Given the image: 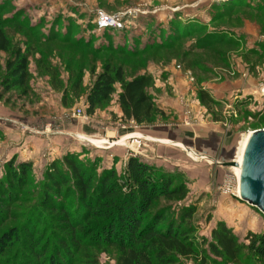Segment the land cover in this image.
Masks as SVG:
<instances>
[{"label": "rangeland", "instance_id": "rangeland-1", "mask_svg": "<svg viewBox=\"0 0 264 264\" xmlns=\"http://www.w3.org/2000/svg\"><path fill=\"white\" fill-rule=\"evenodd\" d=\"M100 14L112 18L114 25L99 27ZM14 15L34 30L2 22ZM0 26L14 49L22 47L29 54L27 87L7 91L0 84V182L6 181L9 163L15 169L21 163L31 165L27 185L16 195L3 230L30 215L25 213L38 202L36 193L49 165L73 154L97 174L114 168L121 184L129 158L179 177L186 182V198L160 199L153 208L170 206L177 217L183 208L194 206L191 224L198 242L202 237L210 240L219 222L240 242L247 233L264 234V216L233 196L235 166L223 165L236 163L248 135L264 130V0H0ZM67 32L89 49L45 40ZM164 41L173 45L140 55ZM108 46L139 54L128 58L95 52ZM7 59V54L0 55L2 67ZM107 64L121 67L127 78L151 76L148 93L163 115L134 129L123 120L116 94L88 115L86 96ZM77 78L81 85L76 90ZM116 88L118 93L120 86ZM201 90L215 101L209 109L199 103ZM186 111L191 127L182 126ZM258 114L262 119L252 116ZM196 124L212 128L206 153L165 139L176 136L179 126L186 131ZM129 138H141L140 150ZM215 138L220 140L217 149ZM46 238L52 240L43 232L40 246ZM86 250L97 264H116L119 256L113 248ZM16 254L14 246L4 264H20L24 257ZM76 260L85 264L86 257L78 253Z\"/></svg>", "mask_w": 264, "mask_h": 264}, {"label": "trees", "instance_id": "trees-1", "mask_svg": "<svg viewBox=\"0 0 264 264\" xmlns=\"http://www.w3.org/2000/svg\"><path fill=\"white\" fill-rule=\"evenodd\" d=\"M2 22L17 23L27 32L34 30L16 15ZM59 35L52 33L45 40L80 49L90 47L80 40L73 41L68 32L63 37ZM172 45L164 41L141 50L140 55L147 50ZM29 49L25 46L24 51L29 52ZM95 52L128 58L139 54L137 50L111 46ZM1 54H7L8 59L4 67L0 63V84L7 91L26 88L29 54L25 55L22 47L14 49L9 35L0 26ZM152 83L151 76L127 78L121 67L113 68L107 64L86 96V113L93 115L116 94L123 120L139 126L150 125L163 115L148 93ZM80 85V78H77L74 88L77 90ZM117 85L120 86L118 93ZM198 100L207 109L215 105L205 90L199 91ZM262 115L252 116L260 120ZM30 167L29 163H21L15 169L13 163H9L6 181L0 182L1 264L7 261L6 255L14 246L16 255L20 253L24 257L20 264H75L78 253L86 257L85 264H97L86 250L92 246L116 249L119 252L116 264H179L182 260L194 264H240L242 261L264 264V234L247 233L240 242L224 223L219 222L211 230L210 240L202 237L198 242L194 236L196 229L191 224L196 212L194 206L183 208L177 217L170 212V206L153 208L160 199L184 200L186 182L138 158L128 159L121 184L114 168L97 174L96 169H85L75 155H65L47 168L45 183L36 193L38 202L25 213L31 212L27 219L3 230L11 205L18 199L16 195L27 185ZM125 186L128 188L123 191ZM91 221L94 223L90 224ZM43 232L52 240L46 238L40 246Z\"/></svg>", "mask_w": 264, "mask_h": 264}, {"label": "water", "instance_id": "water-1", "mask_svg": "<svg viewBox=\"0 0 264 264\" xmlns=\"http://www.w3.org/2000/svg\"><path fill=\"white\" fill-rule=\"evenodd\" d=\"M240 168L239 200L264 216V130L249 134L242 163L223 164Z\"/></svg>", "mask_w": 264, "mask_h": 264}, {"label": "crops", "instance_id": "crops-1", "mask_svg": "<svg viewBox=\"0 0 264 264\" xmlns=\"http://www.w3.org/2000/svg\"><path fill=\"white\" fill-rule=\"evenodd\" d=\"M179 127H177L176 129L177 130L176 136L169 135L168 137L166 136L165 139L172 142L180 143L182 145L185 144V146L189 148L197 149L203 153H206L208 149H210V145L208 142L210 140V135L212 134L211 133L212 128H208L209 126H206L205 124H196V126L193 125V129L184 131L181 126ZM141 131L142 130H140V132ZM213 141L214 143H216L215 148L217 149L218 145L220 144V140L215 138L213 139ZM163 142L167 143V141H163Z\"/></svg>", "mask_w": 264, "mask_h": 264}, {"label": "built area", "instance_id": "built-area-1", "mask_svg": "<svg viewBox=\"0 0 264 264\" xmlns=\"http://www.w3.org/2000/svg\"><path fill=\"white\" fill-rule=\"evenodd\" d=\"M114 25V20L104 14H100L98 17V26L99 27H107V26H113ZM77 114L79 115L80 112H77ZM191 113L190 111H186L185 112V119L183 121L184 126H191L192 125V120H191ZM130 124H132V128L136 129V127L138 126L137 124H135L133 121H130ZM124 128V127H123ZM125 137V136H124ZM131 140V142H133V144L137 147V150H140L141 148V138H129L127 139V141ZM234 197L235 194H233Z\"/></svg>", "mask_w": 264, "mask_h": 264}, {"label": "bare ground", "instance_id": "bare-ground-1", "mask_svg": "<svg viewBox=\"0 0 264 264\" xmlns=\"http://www.w3.org/2000/svg\"><path fill=\"white\" fill-rule=\"evenodd\" d=\"M248 137H249V135H248ZM248 137L244 140V142L242 144L241 150H240L239 155H238V159L236 161L237 164L241 165V163H242L243 153H244V149H245ZM231 167H234V166H231ZM235 172H236L235 180H236V183H237V189H236L235 196L238 198L240 196V193H239L240 168L239 167H235Z\"/></svg>", "mask_w": 264, "mask_h": 264}]
</instances>
